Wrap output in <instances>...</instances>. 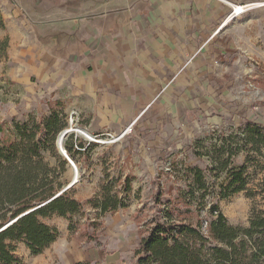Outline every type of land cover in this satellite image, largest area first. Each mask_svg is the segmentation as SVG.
<instances>
[{"label": "rangeland", "instance_id": "1", "mask_svg": "<svg viewBox=\"0 0 264 264\" xmlns=\"http://www.w3.org/2000/svg\"><path fill=\"white\" fill-rule=\"evenodd\" d=\"M19 12L26 19L23 21L25 29L32 32L35 28L43 34L48 29L47 25L35 27L31 12ZM3 19L0 13V143L16 142L20 138L17 125L32 120L43 121L55 109L61 114V124H66L63 130L72 129L70 135L75 141L80 139L85 146L82 154L77 156V164L69 158L79 171L75 184L72 168L57 149L59 134L63 130L57 135L54 145L48 143L44 152L45 161L63 171L65 188L74 184L72 195L85 204L84 215L81 213L74 220L86 226L74 235L69 230L67 218L55 215L43 219L45 224L59 231L58 239L35 256L24 242H19L16 245L19 264H138L139 243L147 233L145 223L155 216L163 217L165 205L177 203L180 195L190 196L191 181L183 170L198 167L205 171L212 165L214 148L211 144H221V129H235L249 121L264 125V71L258 70L250 61L253 73L239 77L235 88L208 95L211 100H206L209 107L204 111L198 104L195 108L183 110L173 96V119L169 114V118L163 121L160 110L156 109L141 116L127 115L128 120L120 129L110 127L90 134L86 127L89 119L82 115L77 118L72 112L69 89H58L52 81L42 83L35 73L24 74L21 71L18 50L23 43L19 39L12 42L11 34L17 27L5 25ZM42 42L44 48L50 43L46 36ZM30 64L28 71L31 70ZM221 65L230 72L228 68H232L234 62L225 60ZM226 80L234 82L229 76ZM79 130L89 133V137ZM70 135L65 138L63 147ZM195 150L200 151L201 156H197ZM245 158L244 153L236 156L235 166L243 164ZM254 174L252 171L251 181ZM214 175L208 179L218 190L222 178L217 181ZM113 178H129L131 181V191L124 194L128 195L127 208L102 215L99 209H94L87 202L95 199L103 184ZM118 189H122L121 184ZM193 189L196 199L200 196L199 187L194 186ZM159 191L161 199L157 204L155 198ZM208 200L209 205L200 213L194 211L197 200L191 206L180 204V208L192 212L196 220L198 216L208 217L210 205L218 204L229 224L234 226L246 225L253 210L264 211V197L250 198L244 192L222 200L211 194ZM86 232L90 233L89 237L83 236Z\"/></svg>", "mask_w": 264, "mask_h": 264}, {"label": "crops", "instance_id": "2", "mask_svg": "<svg viewBox=\"0 0 264 264\" xmlns=\"http://www.w3.org/2000/svg\"><path fill=\"white\" fill-rule=\"evenodd\" d=\"M19 10L48 29H25ZM0 13L17 27L12 42L23 43L21 71L69 89L72 112L89 119L90 134L156 109L173 119V96L183 110L204 111L208 95L253 73L250 61L264 71V0H0ZM225 60L234 62L230 72Z\"/></svg>", "mask_w": 264, "mask_h": 264}, {"label": "trees", "instance_id": "3", "mask_svg": "<svg viewBox=\"0 0 264 264\" xmlns=\"http://www.w3.org/2000/svg\"><path fill=\"white\" fill-rule=\"evenodd\" d=\"M60 115L52 109L51 116L43 121L17 125L20 138L14 143H0V264H19L16 256L19 242H24L35 256L58 239L59 231L43 219L55 215L67 218L74 235L86 226L74 220L83 214L85 204L72 195L73 188L57 196L66 186L63 171L45 161L46 146L54 145L66 125L61 124ZM220 132L221 144H211L212 165L205 171L198 167L183 170L191 181L189 198L180 195L177 203L165 205L163 217L155 216L145 223L147 233L139 243L138 264H264V211L253 210L246 225L234 226L218 204L210 205L208 217L198 216L196 220L192 212L180 208V204L191 206L197 200L194 211L200 213L209 205L211 194L221 200L240 192L250 198L264 197V125L249 121ZM84 148L82 141H75L73 135L64 144L75 164ZM241 153L246 156L244 163L235 166L234 160ZM195 154L201 156L200 151L195 150ZM252 171H255L253 181ZM212 174L217 181L222 178L218 190L209 182L208 176ZM194 186L199 187L200 196L196 199ZM131 187L129 178H113L87 204L99 209L102 215L126 209L128 195L124 194ZM160 199L159 191L157 204ZM89 235L86 232L83 236Z\"/></svg>", "mask_w": 264, "mask_h": 264}, {"label": "water", "instance_id": "4", "mask_svg": "<svg viewBox=\"0 0 264 264\" xmlns=\"http://www.w3.org/2000/svg\"><path fill=\"white\" fill-rule=\"evenodd\" d=\"M72 132V129H66V130H63L62 133L59 134V138H58V142H57V149H58V152H60L61 156L64 158L67 159L68 163H69V166L72 168V171H73V183H77V178H78V175H79V171H78V168L75 167L74 163L69 159V156L67 154V151L64 149L63 147V142L65 140V138L70 135V133ZM89 134V133H88ZM89 137V136H88ZM70 185L69 187H66L62 192H60L57 196H60L61 194H63L66 190L70 189L73 187V185Z\"/></svg>", "mask_w": 264, "mask_h": 264}, {"label": "built area", "instance_id": "5", "mask_svg": "<svg viewBox=\"0 0 264 264\" xmlns=\"http://www.w3.org/2000/svg\"><path fill=\"white\" fill-rule=\"evenodd\" d=\"M254 7L255 5L248 6V7L247 6H236L234 7L233 13L237 15H241V14L246 13L249 9H252Z\"/></svg>", "mask_w": 264, "mask_h": 264}, {"label": "bare ground", "instance_id": "6", "mask_svg": "<svg viewBox=\"0 0 264 264\" xmlns=\"http://www.w3.org/2000/svg\"><path fill=\"white\" fill-rule=\"evenodd\" d=\"M259 6V5H258ZM79 132L82 134V135H85V136H89L84 130H79Z\"/></svg>", "mask_w": 264, "mask_h": 264}]
</instances>
